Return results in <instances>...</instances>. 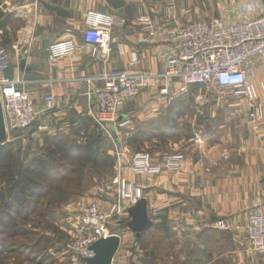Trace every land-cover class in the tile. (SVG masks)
<instances>
[{
    "label": "crops",
    "instance_id": "crops-1",
    "mask_svg": "<svg viewBox=\"0 0 264 264\" xmlns=\"http://www.w3.org/2000/svg\"><path fill=\"white\" fill-rule=\"evenodd\" d=\"M123 1L122 8L114 9L105 0H47L45 3L0 0V23L4 24L0 25V48H4L10 57L9 69L4 72V76L24 82L26 91L34 99V110L39 113L37 125L48 126L47 131H36L37 127L33 131L45 133L42 137L44 143L56 136L72 138L76 134H83L92 137L100 131L88 115V108L95 106L92 92L101 82L92 80L87 83L86 79H96L106 70L129 69L131 50L138 53V69L146 73L163 72V53L167 51L168 45L138 32L137 18L142 14V4L146 6L144 13L162 16L158 9L164 7L165 2L172 1L177 20L170 28L219 15L226 21H238L236 10L241 4L250 8L261 6L264 10V0ZM187 5L189 15L184 13ZM106 9L125 21L124 26L112 30L108 61L92 58L91 47L83 41L86 14L89 11L105 13ZM258 14L259 11H255L249 17L254 18ZM144 38L148 41L141 43ZM66 39L75 41L76 52L71 57L50 62L49 46ZM118 44L124 45V55L118 54ZM21 61H24L22 67ZM247 68L264 114V58L249 60ZM168 82L158 81L156 85L142 90L137 98L127 101L117 119L120 122L129 121V124L112 130L116 146L125 153L124 159H115L114 169L121 168V176L133 180L142 188V199L146 201L147 215L152 221L150 229L164 233L162 244L159 241L153 243L154 246L158 243L163 249L157 260H168V264H206L202 263L203 257H210V264H263L250 248L245 227L254 205H259L264 212V118L258 129L254 130L248 122L246 107L241 105L243 101L213 97L195 100L196 112L184 118H192L202 131H196L193 136L176 137L182 143L192 142L194 137L202 141L194 147L197 149L195 153L190 147L187 148L181 172L132 177L129 169L121 167L143 147L164 144L160 137H165L166 142L171 140L167 138L170 137L169 121L166 119L170 113L167 108L170 104L177 109L187 104L183 100L172 103L173 99L160 97L163 96L160 89H169ZM172 87L177 91L179 82L173 80ZM195 88L198 87H190L191 90ZM48 94L57 97L62 105L60 111L43 113V99ZM165 108L167 111L160 114L159 110ZM241 111L242 115H236ZM183 121L187 122L185 119ZM154 124L156 126L152 127ZM52 131L56 134L50 136ZM20 133H11L8 142L0 144V147L7 144L14 147L13 140L18 139L20 148L17 150L14 147V150L22 151ZM152 153L153 162H158L161 153ZM154 210L157 211L155 216ZM222 219H233L239 228L235 232L215 230L213 224ZM122 220L124 223L131 220L128 213ZM130 232L135 236V245L141 246L150 231L144 232L139 238ZM130 232L119 236L120 242L122 237L128 238ZM47 248L51 256L59 254L65 256V261L68 260L64 247L58 250L59 253H55L54 244ZM172 251L176 257L174 254L171 256ZM139 257L143 258L142 255Z\"/></svg>",
    "mask_w": 264,
    "mask_h": 264
},
{
    "label": "built area",
    "instance_id": "built-area-1",
    "mask_svg": "<svg viewBox=\"0 0 264 264\" xmlns=\"http://www.w3.org/2000/svg\"><path fill=\"white\" fill-rule=\"evenodd\" d=\"M31 1L45 3L47 0ZM236 11L238 21L230 22L215 17L188 23L175 30L167 28L175 17V4L172 1L165 2L161 17L144 12L140 14L137 18L138 32L168 45L167 51L163 53V72L146 73L138 69V53L131 50L129 69L106 70L96 79H86L87 83L92 80L101 82L92 92L95 106L88 108L93 124L103 133L112 134L114 128H123L129 124V121L120 122L117 119L127 101L137 98L142 90L156 85L158 81L176 80L179 82L176 92L180 95H184L191 86H211L247 97L248 122L257 130L264 114L256 102L257 96L247 64L251 59L264 58V10L261 6L250 8L241 4ZM255 11H259V14L250 18L249 15H254ZM111 12L89 11L85 17L83 41L91 47V57L97 60L108 61L112 30L125 25L123 18H118ZM147 41L144 38L141 43ZM76 48L73 39L56 41L48 48L49 61L53 63L71 57ZM117 52L119 55L125 54L123 44H118ZM9 61L7 51L0 48V103L7 137L11 133H20L33 127L39 117V113L34 110V99L26 91L24 82L4 76V72L9 69ZM160 94L167 95V87L160 89ZM43 102L45 114L61 110L62 105L53 94L45 96ZM37 129L47 131L48 126L37 125ZM105 136L109 138L108 135ZM195 140L199 142L200 138L196 137ZM113 150L112 155L117 161L125 158L116 144ZM183 160L184 156L179 151L177 154H163L159 163L155 164L147 152H140L133 155L129 168L134 176H156L162 172L181 171ZM113 184L118 186L119 191L117 201L108 213H100L92 206L85 211L84 216L76 218L79 225L90 231L93 229V234L82 241H69L64 245L63 251L69 257L68 264H85V259L93 258L92 245L98 239L111 236L106 228V221L127 211L143 198L140 187L119 175L113 179ZM153 215H157V211L154 210ZM213 228L220 232H235L239 225L233 219H222L216 221ZM245 234L251 250L264 261V212L259 205H254L248 215Z\"/></svg>",
    "mask_w": 264,
    "mask_h": 264
},
{
    "label": "rangeland",
    "instance_id": "rangeland-1",
    "mask_svg": "<svg viewBox=\"0 0 264 264\" xmlns=\"http://www.w3.org/2000/svg\"><path fill=\"white\" fill-rule=\"evenodd\" d=\"M140 8L143 13V10L146 9V6L142 4ZM158 10L159 12H163V6H161L160 9ZM106 11L107 12L105 13L110 12V10L108 9H106ZM184 13L187 15L190 14V9L188 5L184 9ZM113 14L117 16L118 18H123V17L118 16L114 12ZM218 17H222V15H219ZM212 18L211 17L206 18V19L197 18L199 20H195V21L188 22V23H193V22H198V21H203V20H210ZM160 19L162 20L163 17ZM176 20H177V12L175 8L174 20L171 21L167 26L169 30H175L179 28V27L170 28L171 24L175 22ZM171 82L173 83V81L168 82V85H169L168 94L166 96L163 95L160 97H166V99H169V98L173 99L171 101L172 103H177L178 101L183 100L187 104L186 107H181L179 109H177L176 107H174V105H171V104L169 105V108H167L170 113V117L166 118L169 121L168 124L170 128L169 130L170 137H167V138H170L171 140L169 142L168 141L166 142L165 137H160L162 138L161 140H163L166 144L165 143L156 144L154 147L147 146V148L143 147L142 149H140V151L133 153V155H135L136 153H140V152H145V153L147 152L152 160V156L150 155L151 152H153L152 154H154L155 151L160 152L161 154L159 156L160 157L159 159H161V156L165 153L177 154L180 151L181 154H183L184 156V160H183V166H184V163L186 160L187 148L190 147L192 149V152L195 153L197 149L194 147H197V145H199L202 141L200 138V141L198 142L195 140L196 137H194L195 139L192 142L182 143V141H180L178 138L179 136H184V135L193 136L196 131H202V128H199V124L196 121H192V118H184V116L186 115L191 116L194 114V112H196L197 109L194 108L196 107V104H195V102L197 101L196 99H202V98L209 99L213 97V98H219V99H235L237 101H243L244 103L241 105H244L246 107V114H249V104H248L247 97L243 95H236L230 90L218 89V88H214L211 86H197L198 88H195V90H191L190 88H188L184 95H180L179 93L174 91V88L172 87ZM254 89H255V86H254ZM262 89L264 91V87H262ZM255 92H256V89H255ZM256 96H257L256 102L261 106V109L263 110L262 105L259 101L257 92H256ZM188 104L190 105L193 104V105L188 106ZM167 109L166 108L160 109L159 113L160 114L165 113ZM239 113L240 115H242V111L237 112L236 115H239ZM181 118L182 119L184 118L185 120H187V122L183 121L184 119L182 121H179ZM154 126L156 125L154 124L152 127ZM35 127H37V124L29 128L28 130H25L20 133V135H22V141H21L22 151L19 155H16V160L18 159V163L19 164L22 163V165L24 166H30L31 163H33L35 159H37L40 156H44L45 154H43V152H45L47 148L51 146V145H47L48 143L46 142L44 143V139L42 137L43 135H45V133L43 132L33 133ZM200 127H201V124H200ZM37 130L38 129H36V131ZM99 132L96 134L95 137H98V138L102 137L103 140L99 141L96 138V141H95L96 148L99 147L100 152L110 151V153H113L114 151L113 146H115L116 140L113 139V136L110 133L105 134L101 130ZM51 133L52 134H49L50 136L56 134L55 131H52ZM101 133L103 135H108L109 138L103 137ZM33 134L35 135L33 136ZM100 135L101 137H99ZM61 137L62 136L53 137L51 142L54 140L58 141V139H60ZM76 137L80 138V141L89 138L88 136L83 135V134L81 135L78 134L76 135ZM79 143H83V142H79ZM50 144H53V143H50ZM10 145H11V148L14 150V147L12 146V144ZM184 145L186 146V148ZM110 153L108 152V154L112 156V154ZM123 154L125 157V153ZM133 155L131 156V159L127 163H124L121 167L124 166L125 168L129 169V173L132 177H138V176L132 175L130 168H129V163L131 162ZM159 161L153 162L152 160V163L156 164V163H159ZM115 164H116V161H115ZM34 167L35 166H30V168L32 169ZM114 168L115 167H113L110 173H107L106 177H103L101 179H98L96 177H93L92 179L90 177L91 175L88 176L86 174L83 175L82 177H79L78 175H76L75 177L71 176L70 177L71 183L67 186H60V187L65 190H68L69 192H71V194L73 193V195L68 197V199L64 201L62 204H60L57 207H49L47 206L46 200H43L40 202L41 206H38L36 213L29 212L30 214H27L28 211L25 210L24 217L15 215V220H14L15 226L14 227L10 226V228L9 227L8 228L9 230L16 228L14 233H17L18 235L12 237L11 239H8L7 246L9 248L14 247V249L16 250L8 251L7 249H4V250L2 249L0 251V264H68V260L65 261V256H62L59 254H56V257L51 256L50 251L47 247H49L50 245L52 246V244H54L55 249H56L55 253H59L58 250L60 248H63L67 242L82 241L83 238L86 239L85 237L93 234V229L90 231L86 227L79 225L76 221V218L84 216L85 211L92 206H95L100 213L109 212L112 205L117 201L116 199H117V195L119 191L118 186L113 184V179L116 176L119 175L121 178H124L129 183H133L135 186H138L133 182V180L130 181L127 178L121 176L120 174L121 168L120 169L117 168L116 170ZM179 172L181 171H178L176 173H179ZM162 173H168V172H162ZM69 176H67L66 178H68ZM29 177L39 182L44 181V178H42V176L39 174L31 175ZM79 180H82L83 185L79 189H76L75 184L76 182L78 183ZM142 193H143V190H142ZM45 206L48 207V209H46L47 211H45ZM128 209L127 211H123L120 214H116L114 217L106 221V228L111 233V235L122 236L125 232L126 234L127 232H130L129 230H127L125 226L127 222L124 223L123 222L124 220H122L123 218L126 217V214L128 213ZM23 218L26 220H24ZM147 232H149V234L147 235L146 240L144 239V242L145 241L147 242V246H144V245L142 246V244L141 246L139 245L136 246L135 236L131 232L128 238H125V236L122 237V241L120 242L118 251L116 252V255L114 257V261L112 262V264H144L148 262V260L142 261L139 255H142V257L143 256L145 257L146 255H148V253L152 249H154L155 246L153 245V243H155L156 241H159L162 244L164 242V237H163L164 233H162L160 230L158 232V231H154L151 229L148 230ZM5 233L7 237L9 236L8 230L6 231L5 229L4 233L0 232V240L5 238ZM247 241H248V238H247ZM32 248H36L35 254L33 255L30 254L31 256H27L29 249H32ZM168 254L169 253L165 255H168ZM173 254L175 256L174 251L171 252V256H173ZM34 257H36V259H34ZM257 258L259 259L260 262L263 261L262 258H260L259 256H257ZM209 259L210 257H208V259L207 257H203L202 263L206 262L207 264L208 262L210 264ZM167 261L168 260H165V261L163 260L165 264H168V262H170V261L168 262ZM163 262H162V258L160 260H157L158 264L160 263L164 264ZM263 264H264V261H263Z\"/></svg>",
    "mask_w": 264,
    "mask_h": 264
},
{
    "label": "trees",
    "instance_id": "trees-1",
    "mask_svg": "<svg viewBox=\"0 0 264 264\" xmlns=\"http://www.w3.org/2000/svg\"><path fill=\"white\" fill-rule=\"evenodd\" d=\"M0 25L4 26L1 23ZM76 135L72 138L62 136L58 141L46 140L47 145L51 146L43 152L44 156L38 157L31 163L30 166H35L33 169L18 163L16 155H19L21 151L13 150L10 144H7L9 147L7 145L0 147V232L4 233L6 229L9 233L8 237L5 233V238L0 240V251L2 249L16 250L14 247L7 246L8 239L18 235L14 233L16 228L9 230L10 226H15L13 216L24 217L25 210L28 211L27 214L36 213L43 200H46L49 207L62 204L73 195L60 187L69 185L71 176L82 177L86 174L91 175L92 179L93 177L101 179L113 169L115 157L109 155L107 151L100 152L99 147L95 146L96 138L99 141L103 140L101 136L98 138L94 135L80 141ZM35 174L41 175L44 181L39 182L29 177ZM67 176L69 177L66 178ZM82 185V180H79L75 188L79 189ZM46 209L48 207L45 206V211ZM143 245L147 246V242H143ZM162 250L161 245L157 243L148 255L143 256L142 261L148 260L144 264H158L157 256H161ZM30 254H35V248L29 249L27 256H31Z\"/></svg>",
    "mask_w": 264,
    "mask_h": 264
},
{
    "label": "water",
    "instance_id": "water-1",
    "mask_svg": "<svg viewBox=\"0 0 264 264\" xmlns=\"http://www.w3.org/2000/svg\"><path fill=\"white\" fill-rule=\"evenodd\" d=\"M106 3L114 9H120L124 6L123 0H105ZM21 67L24 66V61L20 63ZM8 142L6 135L2 107L0 103V144ZM14 147L18 150L20 148V141L15 139L13 141ZM130 221L125 226L136 234L139 238L141 234L148 231L152 227V221L149 220L146 209L145 199H141L135 206L128 209ZM120 238L117 235H111L105 239H99L92 245L94 257L85 259V264H112L113 258L119 248Z\"/></svg>",
    "mask_w": 264,
    "mask_h": 264
}]
</instances>
